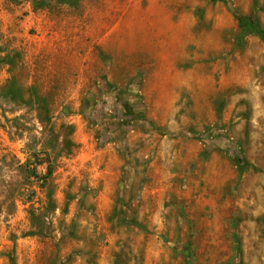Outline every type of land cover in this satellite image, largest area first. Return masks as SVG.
Segmentation results:
<instances>
[{"label": "rangeland", "instance_id": "obj_1", "mask_svg": "<svg viewBox=\"0 0 264 264\" xmlns=\"http://www.w3.org/2000/svg\"><path fill=\"white\" fill-rule=\"evenodd\" d=\"M242 19L264 0H0V264H264Z\"/></svg>", "mask_w": 264, "mask_h": 264}, {"label": "trees", "instance_id": "obj_2", "mask_svg": "<svg viewBox=\"0 0 264 264\" xmlns=\"http://www.w3.org/2000/svg\"><path fill=\"white\" fill-rule=\"evenodd\" d=\"M241 25L243 26L244 32L247 34H252L257 36L262 42H264V32L255 22L241 20ZM50 176V170L47 173ZM47 179V178H46Z\"/></svg>", "mask_w": 264, "mask_h": 264}]
</instances>
